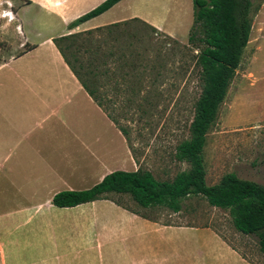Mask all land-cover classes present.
Returning <instances> with one entry per match:
<instances>
[{
  "label": "crops",
  "instance_id": "crops-1",
  "mask_svg": "<svg viewBox=\"0 0 264 264\" xmlns=\"http://www.w3.org/2000/svg\"><path fill=\"white\" fill-rule=\"evenodd\" d=\"M105 1L0 0V39L11 56L0 60V264H181L171 238L195 227L150 221L105 200L52 204L61 192L140 166L68 65L60 50L68 43L54 42L127 21L163 30L133 12L134 0L71 26ZM231 251L237 264H249Z\"/></svg>",
  "mask_w": 264,
  "mask_h": 264
},
{
  "label": "rangeland",
  "instance_id": "rangeland-1",
  "mask_svg": "<svg viewBox=\"0 0 264 264\" xmlns=\"http://www.w3.org/2000/svg\"><path fill=\"white\" fill-rule=\"evenodd\" d=\"M250 1L251 39L218 121L207 137L204 156L209 186L229 173L264 185V0ZM134 4L137 7L133 12L163 30L130 21L71 39L67 53L78 73L92 86L111 80L99 92L107 91V99L114 102L109 104L111 110L130 130L139 168L151 171L160 181H172L190 168L176 160L175 150L190 138L189 127L201 91L194 61L199 50L189 44L193 3L134 0ZM0 41V60L10 58L8 43ZM110 50L124 57L117 76L104 74L102 67L110 59ZM108 68L113 70L118 65L109 64ZM115 78L124 81L121 89L112 88ZM114 198L161 224L195 227L178 231L171 238L169 249L183 254L177 259L181 264H237L228 252L231 250L249 264H264L258 238L238 232L228 211L210 206L201 196L186 199L180 213L165 208L141 209L128 196ZM210 232L224 242L228 251Z\"/></svg>",
  "mask_w": 264,
  "mask_h": 264
},
{
  "label": "trees",
  "instance_id": "trees-1",
  "mask_svg": "<svg viewBox=\"0 0 264 264\" xmlns=\"http://www.w3.org/2000/svg\"><path fill=\"white\" fill-rule=\"evenodd\" d=\"M120 1L122 0H106L78 18L71 26L77 27L105 13ZM192 3L194 23L189 44L199 50L194 61L199 69L201 91L189 127L190 138L182 141L175 150L176 160L187 163L190 168L178 173L172 181H160L151 171L141 168L134 172L115 171L91 189L64 191L55 195L52 204L59 208H72L105 200L144 219L155 221L114 196H128L141 209L165 208L172 213L182 212L186 199L201 196L210 206L228 211L238 232L257 237L260 250L264 254V185L243 180L236 173H229L219 183L209 186L204 156L208 134L218 121L221 107L250 42L252 3L250 0H192ZM127 22L55 39L54 42L60 46L59 42L67 44L79 36L115 28ZM2 46L0 41V49ZM67 46V51L60 50L68 65L84 89L124 135L133 158H136L131 146L130 130L122 123L119 115L111 110L112 105L109 104L114 102L107 99V91L99 92L111 80L92 86L78 73L76 65L69 59V43ZM107 58L110 59L102 63L104 74L113 73L117 76L119 69L123 67V55L110 50ZM109 64L118 65V68L112 70L108 68ZM112 83L114 90L121 89L125 84L118 78Z\"/></svg>",
  "mask_w": 264,
  "mask_h": 264
},
{
  "label": "built area",
  "instance_id": "built-area-1",
  "mask_svg": "<svg viewBox=\"0 0 264 264\" xmlns=\"http://www.w3.org/2000/svg\"><path fill=\"white\" fill-rule=\"evenodd\" d=\"M8 17L10 20H12L14 17L11 15H9V13H4L3 17Z\"/></svg>",
  "mask_w": 264,
  "mask_h": 264
},
{
  "label": "bare ground",
  "instance_id": "bare-ground-1",
  "mask_svg": "<svg viewBox=\"0 0 264 264\" xmlns=\"http://www.w3.org/2000/svg\"><path fill=\"white\" fill-rule=\"evenodd\" d=\"M182 13H183V11H182ZM183 14H184V13H183ZM180 15H181V14H180ZM184 18H185V17H184ZM180 22H182V24H183V21L180 20ZM179 24H180V23H179ZM180 25H181V24H180ZM183 25H184V24H183ZM170 30H171V29H170ZM171 31H172V30H171Z\"/></svg>",
  "mask_w": 264,
  "mask_h": 264
},
{
  "label": "clouds",
  "instance_id": "clouds-1",
  "mask_svg": "<svg viewBox=\"0 0 264 264\" xmlns=\"http://www.w3.org/2000/svg\"><path fill=\"white\" fill-rule=\"evenodd\" d=\"M9 15H11V14L9 13Z\"/></svg>",
  "mask_w": 264,
  "mask_h": 264
}]
</instances>
